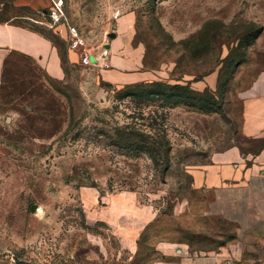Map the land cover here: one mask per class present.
<instances>
[{
    "label": "rangeland",
    "instance_id": "374dc122",
    "mask_svg": "<svg viewBox=\"0 0 264 264\" xmlns=\"http://www.w3.org/2000/svg\"><path fill=\"white\" fill-rule=\"evenodd\" d=\"M63 1L86 41L78 51L102 59L117 20L135 15L147 81L106 83L93 59L89 66L65 59L67 78L54 81L24 56L8 60L0 264H156L162 245L207 260L229 244L232 264H264L262 234L217 220L211 179L217 152L261 145L244 132L245 102L264 73V36L256 43L264 0ZM43 16L0 0V21L45 34L65 57L68 45ZM211 75L213 88L193 87ZM219 82L228 84L223 94ZM159 84L187 90L172 100L142 94ZM200 172L208 179L202 187Z\"/></svg>",
    "mask_w": 264,
    "mask_h": 264
},
{
    "label": "crops",
    "instance_id": "0c3cea01",
    "mask_svg": "<svg viewBox=\"0 0 264 264\" xmlns=\"http://www.w3.org/2000/svg\"><path fill=\"white\" fill-rule=\"evenodd\" d=\"M13 1L15 7L43 11L46 25L53 27L61 41L68 45V50L63 57L61 49L45 34L20 23L0 21V103L5 66L14 55L24 56L35 62L48 78L54 81H63L67 78L65 59L71 66L81 64L80 52L70 46L65 26L50 23L47 17L49 0ZM135 21L133 14L117 20L115 37L108 45V56L105 59H102V56L89 55L91 60L99 62L98 69L102 81L119 86L136 85L147 81V73L139 72L144 67L145 56L142 46L134 44ZM263 36L264 27L256 43H259ZM216 82L214 75H211L205 81L194 83L193 87L202 91L208 87L213 88ZM252 89L257 93L248 97L245 102L247 116L244 133L248 140L259 142L260 148L252 152L235 145L217 152V160H214L215 175L211 179L215 183L213 186L217 188V220L238 225L241 228L239 234L264 236V73ZM204 175V172L199 173L200 187L205 185L207 177ZM171 247L162 245L157 248L164 258L162 262L156 264H217L220 261L232 264L233 261L230 253L233 244L221 247L217 253L220 251L222 253L217 254V259L207 260L185 259L186 255L181 250L174 252Z\"/></svg>",
    "mask_w": 264,
    "mask_h": 264
},
{
    "label": "built area",
    "instance_id": "2783aa9c",
    "mask_svg": "<svg viewBox=\"0 0 264 264\" xmlns=\"http://www.w3.org/2000/svg\"><path fill=\"white\" fill-rule=\"evenodd\" d=\"M50 7L47 10V17L52 25H64L68 30L69 43L73 49H80L86 45L84 37L79 32L78 28L70 24L67 14L65 3L63 0H49ZM81 64L89 66L92 64L91 58L87 53H80Z\"/></svg>",
    "mask_w": 264,
    "mask_h": 264
},
{
    "label": "trees",
    "instance_id": "16d2710c",
    "mask_svg": "<svg viewBox=\"0 0 264 264\" xmlns=\"http://www.w3.org/2000/svg\"><path fill=\"white\" fill-rule=\"evenodd\" d=\"M262 33V31H261ZM260 36V35H259ZM259 36H256V39H258ZM255 39V40H256ZM220 77H222V74L220 75ZM219 77V78H220ZM227 86L228 84L225 83V84H221L219 82L218 84V87H219V92L221 94L225 93V91L227 90ZM167 89H170V90H175V91H178L180 93H175V94H168L166 92ZM186 87L184 86H177V87H173V86H167V85H162V84H159L157 86H155V88H152L151 90H148V91H142V94L144 96H152V97H161V98H165L166 100H169V99H182L183 94L185 93L186 91ZM146 94V95H145Z\"/></svg>",
    "mask_w": 264,
    "mask_h": 264
},
{
    "label": "water",
    "instance_id": "95a60500",
    "mask_svg": "<svg viewBox=\"0 0 264 264\" xmlns=\"http://www.w3.org/2000/svg\"><path fill=\"white\" fill-rule=\"evenodd\" d=\"M46 13V12H45ZM107 47H109V46H107Z\"/></svg>",
    "mask_w": 264,
    "mask_h": 264
}]
</instances>
